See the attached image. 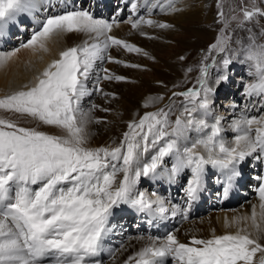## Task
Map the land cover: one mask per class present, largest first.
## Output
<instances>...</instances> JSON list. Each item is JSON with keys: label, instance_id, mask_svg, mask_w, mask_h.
<instances>
[{"label": "snow or ice", "instance_id": "snow-or-ice-1", "mask_svg": "<svg viewBox=\"0 0 264 264\" xmlns=\"http://www.w3.org/2000/svg\"><path fill=\"white\" fill-rule=\"evenodd\" d=\"M56 6L54 0H0V35L22 15L32 17L38 24V30L21 44L22 48L47 51V41L53 37L71 33L86 37L80 44L61 51L59 58L36 77L33 86L0 98V109L61 132L49 134L0 118V264H102L98 257L105 251L104 241L113 230L110 221L115 209L127 206L151 218L150 223L152 219L178 215L187 220L189 207L203 187L207 166L224 175L227 196L234 180L241 176L239 166L247 158L264 160V114H242L232 120L228 125L235 133L231 140L224 136L223 116L214 117L211 123L198 118L211 111L214 89L208 85V73L217 65L212 53L223 54L219 63L225 70L233 57L243 56L252 77L243 95L259 97L260 107H264V42H258L259 37H264V28L258 37L246 27L264 18V9L255 5L251 9L242 7L241 18H229L221 5L218 16L223 27L200 62L196 83L185 91L172 92L164 107L145 112L138 121H129L119 143L92 147L89 126L102 121L92 115L99 105L92 104L88 110L81 107L82 100L92 94L87 86L90 75L98 62L125 64L110 54L113 46L149 54L110 34L117 25L115 19H96L86 10L55 14ZM49 9L53 10L51 14ZM141 9L149 16L155 9L178 10L173 0L166 4L163 0H132V13ZM37 14H44V18L37 19ZM125 23L133 29L142 24L172 27L145 16L129 18ZM237 30L248 35L234 39ZM18 51L0 52V65ZM210 56L211 65L205 63ZM100 71L103 75L96 76L97 92L102 91L101 80L127 79L106 68ZM227 79L225 72L216 83ZM174 97H183L175 120L171 119L176 108ZM154 100L163 101L164 96L150 97L143 106L147 108ZM193 130L197 133L194 140L188 135ZM166 158H171V168L165 167ZM185 170L190 177L182 191L189 207L172 204L166 197L138 187L142 177H162L172 183ZM257 179L258 205L252 206L250 216L234 217L231 223L225 219V228L235 226V231L216 234L213 230L209 238L192 236L187 243L181 242L174 231L162 237L141 235L135 239L143 242L142 246L123 264H264V176ZM124 247L121 244L117 251ZM111 255L114 257L115 252Z\"/></svg>", "mask_w": 264, "mask_h": 264}, {"label": "bare ground", "instance_id": "bare-ground-1", "mask_svg": "<svg viewBox=\"0 0 264 264\" xmlns=\"http://www.w3.org/2000/svg\"><path fill=\"white\" fill-rule=\"evenodd\" d=\"M92 10H88L94 18L103 19L109 22H112L113 19L117 21V25H115L111 31V35L116 36L119 39L126 40L131 44H135L137 47L150 50V52L157 55V52L163 51V45L158 42V39H153L154 35L158 33V27L149 26L147 24H142L139 29H133L130 23H125L128 18L125 17V10L128 9L131 11V3L132 0H92ZM192 1V0H189ZM187 0H177L175 6L183 7V9H179L177 11H168L165 10L161 12L159 9H155V18L156 21L160 20V23H167L174 27H179L182 24L191 23L193 21H197L200 24V28L196 31L197 36L202 39L205 38L208 29V17L209 13H205V9L203 7V3L206 0H194L198 4L190 5ZM56 3L55 14H60L63 11L70 10H86L81 4L75 6V0H54ZM74 6V7H73ZM174 6V7H175ZM127 8V9H126ZM52 9H49V14L52 13ZM87 11V10H86ZM143 12L144 14H141ZM109 13V14H108ZM152 14V13H151ZM138 16H145L146 19H151V17L141 9L139 14H133L132 18L135 20ZM44 14H37V19H43ZM164 37L171 38L174 35L175 28H165ZM14 30H18L19 34H22V37H27L32 35L34 30H38V24L36 21L27 15H22L17 18L14 24H10L8 27L4 29L2 35H0V44L3 39L5 42L11 38V34H18L14 32ZM25 31L27 34H25ZM144 32L146 35H141L140 33ZM190 33L192 32L189 31ZM188 32V33H189ZM207 37V36H206ZM86 37L83 34L79 33H71L60 37H53L49 41H47V51L44 50H36L28 48H18L19 51L16 52L15 56H13L10 60L2 64L0 68V94L2 92H6L9 90H17L16 88L22 86L23 84L27 86V82H33V79L37 76L33 71L41 70L47 66V63L51 62L54 59L59 58V53L65 50L68 47H72L74 45L80 44L82 40ZM30 39V38H29ZM183 45V44H182ZM12 46V45H11ZM187 47H191L190 44H185ZM4 46H0L3 48ZM10 47V46H9ZM14 47V45H13ZM17 48V47H15ZM16 50V49H15ZM2 51V50H1ZM2 52H8L4 51ZM38 52V54H37ZM110 54L117 60L124 61L127 64H140L139 61L143 60L146 63L145 58L143 59V54L136 52H128L123 48H119L113 46L109 49ZM156 66L160 69H154L151 74V80L146 79H138L137 74L140 72L137 68L127 67L124 64H117L114 62H109L107 60L98 62L97 68L92 72L87 82L88 88L91 90L92 94L90 96H86L87 98L83 99L81 102V107L84 110H88L92 104L99 105L97 109L92 112V115L96 118H99L102 122L99 124H92L89 126L90 132L92 133L90 145L92 146H100L112 143L115 141L119 143V140L124 132V129L127 126L129 120L134 117V113L143 109L142 106L145 101H147L150 97L155 98L154 93L159 91V87L157 85L158 79H163L165 77L175 76L179 72L175 63L166 62L159 59ZM162 62V63H161ZM142 64V63H141ZM147 64V63H146ZM108 69L110 72L115 73L116 75L125 76L127 79L125 81H107L101 80L99 83V88L102 90L97 92L96 89V76L103 73L100 71L101 69ZM40 72V73H41ZM134 75L135 77L132 79H128V75ZM15 81L11 87H9L8 83H12ZM8 87L10 89H8ZM95 87V89H93ZM8 89V90H3ZM104 93H114L115 96H105ZM110 101L106 104L105 101ZM212 100V96L210 97ZM87 101V102H86ZM88 103V106L85 104ZM161 103L159 100H154V102L150 103L151 106H155ZM85 105V106H83ZM109 109V111L105 112L103 109ZM113 108V109H112ZM112 109V110H111ZM256 110V109H255ZM262 114V113H261ZM251 117V116H250ZM198 118L207 119L209 123L212 122L213 117L212 113H209L208 116H200ZM116 119V120H115ZM190 139H195L197 137V133L193 130L188 133ZM191 135V136H190ZM151 153L149 154L150 158ZM253 158V157H251ZM254 163L258 164V169L260 170L261 176H264V160H255L253 158ZM243 162L239 166V170L241 172V176L234 180L231 189L228 192L227 196H224V181L225 177L220 172V170L212 168L210 165L206 168V173L203 179V187L199 193L198 199L194 201V207L196 208L201 204L202 194H208L209 189H207V180L208 174L210 171L218 172V176L221 177L222 182V195L226 201L231 202L233 199L235 200L238 184H241L243 180ZM171 168V167H170ZM146 178L148 181H153L154 179L151 177H142ZM157 179H163L162 177H157ZM166 179V178H165ZM170 185V182L168 183ZM169 191L171 192L170 186ZM141 190V189H140ZM159 195V194H158ZM173 198V195L170 196ZM237 199V198H236ZM241 204L238 203L233 209H219L215 211H211L208 215L202 217L201 211L196 209H191L189 205L184 207H189V213L191 217L189 220H184L179 215L176 216V220L174 223L170 224V232H175L177 238L181 242H189L192 236H196L197 238H209L212 235L213 230H215L216 234H223L226 231H235V226L231 228H225V219L231 223L233 218L238 215V217L245 216L251 214L252 206L258 205V198H244L241 196L240 198ZM170 202L172 204H179V200L171 199ZM127 206H121L114 210V214L116 211L127 212ZM258 210V209H257ZM113 214V215H114ZM242 222V225L243 226ZM250 225V221L247 222ZM111 226H114L113 222H110ZM115 234L119 235L118 229H115ZM252 231L251 228H249ZM253 235L255 233L253 232ZM141 235L132 234L129 238H117V240L113 241L111 239L104 241L103 251L98 259L102 261V264H123V262L128 258V256L132 255L135 251H138L142 246L143 242H140L135 239ZM156 236H164V235H156ZM261 243H264V239L261 240ZM121 244L125 247L123 250L117 251L120 249ZM112 252H115V256L111 255ZM259 255V254H258Z\"/></svg>", "mask_w": 264, "mask_h": 264}, {"label": "rangeland", "instance_id": "rangeland-1", "mask_svg": "<svg viewBox=\"0 0 264 264\" xmlns=\"http://www.w3.org/2000/svg\"><path fill=\"white\" fill-rule=\"evenodd\" d=\"M187 1H189V0H187ZM188 3H190V5H194V6L198 4L194 0L189 1ZM221 5L223 7V11H224L226 17L230 18L232 15H236L238 18H241L242 13L240 12V9L242 7L251 9L253 7V5H255L257 7L264 9V0H206L203 3V7L205 9L204 10L205 13H209L208 23H207L208 29L206 30L207 33L205 35V38H202V39H200L196 33V31L200 28V24L197 21L182 24L179 27L172 26L171 28H175L174 35H173L172 39L167 38L166 36L164 37V33L166 30L165 28H159L158 27V33L154 35L153 39H156V40L158 39V42L163 45L164 49L161 52H157V55L150 52V50L142 49L144 52H147L149 55L148 56L143 55V57H142L143 59L145 58L147 64L143 60L139 61L140 64H137V65H140V67L137 68V70L140 72L139 74H137V78L140 79V77H141V79H146V80L150 81L151 80V74L154 71V69L155 68L160 69L159 67L156 66V63L158 62V60L155 56H157L159 59H161L163 61L175 63L176 67L179 70L178 71L179 73L173 77L170 76V77H165L163 79H158L157 85L160 89H159V91L154 93V96H155V98L159 97V96H164V100L155 106H151L149 104V106L147 108L144 107L143 109H140L138 112L136 111L133 115L134 117H132V120H138L140 117H142L144 115L145 112L155 111L157 108L164 107V105L169 103V97H171L172 92H174V91L175 92L185 91V90H187V87L189 88V86H193L196 83V78L199 75L200 62H201L202 58L204 57V55L207 54L208 46L210 44H212L213 42H215V38H216L217 34L219 33L220 28L223 27V25L219 22V16H218V13L221 10V8H220ZM82 6L85 7L84 5H82ZM181 8L183 9V7H181ZM233 10H235V11H233ZM125 12H126V10H125ZM154 15H155V12L153 11L151 14L152 17L150 16L152 20H155V19H153ZM257 19L259 21L258 25H257V20H256V22H255V20H253L250 24L246 25V27L251 28L253 33H255V34H259L260 29L264 28V18H257ZM157 22L160 23V20L158 21V19H157ZM161 23H163V22H161ZM232 27L233 28L235 27V22H233ZM191 30H192V32L190 33L189 31H191ZM257 30H258V33H257ZM247 35H248V33L246 31L237 30L234 34V39L236 37H246ZM257 36L259 37V35H257ZM27 37L30 38V36H27ZM263 39H264V37H259L258 42L262 41ZM13 40H16L17 43L20 42L19 38L13 39ZM210 41H211V43H209ZM12 43L13 42H9L6 45H9ZM21 44L22 43H19V45H21ZM185 44H190L191 47H187V46H185ZM9 46L0 48V50L4 51V48H5V51L12 52L15 49L21 48L20 46H14V47H13V45L12 46L9 45ZM15 47H17V48H15ZM2 51H0V52H2ZM37 54H38V52H37ZM141 54H143V53H141ZM212 54H214V53H212ZM214 56H216V61H218L219 56L223 57V54L217 55L215 53ZM150 57H152V58H150ZM180 57H184V59H180ZM49 63H47V65ZM125 64H127V63H125ZM232 66H236L238 69H236V68L231 69V67L230 68L228 67L227 70L224 69V71H222V69L217 64L215 67H211L210 72L221 71L222 72L221 75H224L226 72L227 76L230 79L231 84L234 86V88L236 90V93H239L243 84L241 85L236 80L240 79L241 76L244 75L243 71H246V69H245L246 66H241L238 64H233ZM1 67H2V65H0V68ZM43 67H46V65ZM189 68H191L192 71L189 72L188 71ZM36 71H37V75H39L41 72V70L35 69L33 71V73H36ZM210 72L208 74V83L209 84H210V81H212V79L214 78V75ZM134 77L135 76L132 74L128 75V79H132ZM246 78L248 79L250 77H246ZM14 82L15 81H13L12 83H8L9 87H11ZM35 83H36V78L33 79V82L32 81H30V83L27 82L26 83L27 86H25L23 84L22 86L20 85V87L16 88L17 90L11 89L9 91L2 92V94H6V93H9L12 91L16 92V91H20V90H26L27 87H31ZM246 83H248V82H245V84ZM174 85H176V87H174ZM9 87H8V89H10ZM8 89H3V90H8ZM93 89H95V87H93ZM217 90L219 91V88ZM211 96L213 98L212 100L210 99L211 102H213L214 100L217 99L216 92H213L211 94ZM85 98H87V97H85ZM173 99L176 102V108L174 110L173 115L171 116V119L175 120L176 115L179 114L180 102L183 100V97H174ZM109 101H110V99L105 101V103L107 104ZM85 105L88 106V103H86ZM85 105H83V106H85ZM215 108H217V110L219 109V111H221L220 113L227 116L228 103L226 102V100H223L222 97L220 99H218L217 102H215ZM230 111L231 112L233 111L232 107H230ZM254 111L256 112V114H252L251 116H259V115L264 114V110L261 112L262 114L261 113L258 114L257 113V107L254 108ZM210 113H212V117L214 118L212 107H211ZM223 115H220V116H223ZM229 117L232 118L235 116H229ZM0 118L14 120L20 126L33 127L39 131H44V132H47L49 134H58L56 132H59V130H54L55 128H53V127L44 126V125L40 124L38 121L32 120L29 117H21L16 113L7 112V111L2 110V109H0ZM132 120H129V121H132ZM229 124H231V123H229ZM229 132L233 133L229 128H227V129L225 128V132H224L225 138L227 137V133H229ZM90 146H92V145H90ZM92 147H96V146H92ZM215 191L216 190H213V193ZM208 214L204 213L202 215V217H204ZM235 217H238V215H236Z\"/></svg>", "mask_w": 264, "mask_h": 264}]
</instances>
